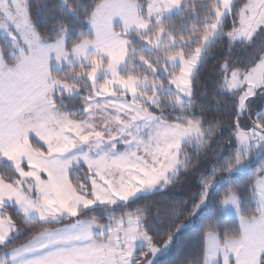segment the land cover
Listing matches in <instances>:
<instances>
[{"label": "snow or ice", "instance_id": "1", "mask_svg": "<svg viewBox=\"0 0 264 264\" xmlns=\"http://www.w3.org/2000/svg\"><path fill=\"white\" fill-rule=\"evenodd\" d=\"M171 3H177V0H171ZM171 3L165 2V6L171 7ZM234 4L235 0L224 3L223 12L216 13L221 23ZM131 8L135 14L137 5L133 4ZM154 10L159 12L160 8ZM124 19L127 27L128 18ZM139 26L143 28V22ZM211 27L215 29L218 25ZM261 32H264V0H246L238 9L237 22L224 35L232 44L241 40L250 44ZM0 37L10 43V56L30 54L29 60L37 61L45 72L48 70L49 46L54 37L50 35L47 40H41L35 31L30 0H0ZM207 37L214 38V33H206ZM99 39L97 30V44ZM59 44L57 57L72 54L62 51L67 47L66 41ZM106 53L107 49L97 48L101 59ZM75 54L82 55L80 46ZM4 55V49L0 47V59ZM28 62L25 61V65ZM194 64L198 66L195 56L191 60L185 59L184 66L171 82H190L182 78L194 74V69L188 67ZM25 65H21V71ZM92 68L95 65L89 62L84 71ZM102 72L107 79L96 91L95 81L100 79ZM89 83L94 86L95 96L102 99L115 93L118 82L100 67L94 78L89 77ZM222 84L230 92L240 91L231 131L233 143L229 153L219 157L223 163L214 162L208 177L205 179L203 173L199 177L200 190L188 214L199 217L209 200L219 194L222 187L217 180L219 174L225 173L229 182L234 175L244 176L259 164L256 178L249 177L246 181L250 200L255 201L256 210L261 214V219L249 231L264 237V108L257 110L255 118L247 124L241 123L245 113L253 115L250 101L257 95L264 96V57L242 74L229 70V75L222 77ZM53 91L54 85L44 83L42 74L35 80H5L0 76V158H6L11 168L10 173L0 174V264H160L159 257L178 242L186 225L177 224L157 243L158 237L149 228L145 209L130 206L145 197H163L170 183L167 169L163 166L149 169L134 164L130 157L136 153L117 154L116 145L107 152H99L103 135L92 131V125L86 121L72 119L71 113L59 111L55 96H49ZM135 91V88L131 89V93ZM33 135L44 144L47 152L33 146ZM166 135L162 133L161 137ZM94 150L98 153L96 156H93ZM144 150L148 151L147 148ZM81 160L90 173L91 191L83 184L80 185L83 191L78 190L70 178L69 168ZM229 201L235 203L236 196L227 195L224 204ZM97 204L124 209L120 215L109 216L108 223L99 232L94 230L95 217L91 220L82 217L85 210ZM159 212L160 205L157 204L154 215L158 216ZM61 218L70 223L62 224ZM21 220L28 225L55 223L59 227L32 235L25 232ZM22 232L29 238L17 245L15 241ZM138 239L143 243L137 245ZM247 257L248 248L243 238L222 243L218 233H207L202 264H246ZM197 264L201 262L197 261ZM257 264H264V251L260 252Z\"/></svg>", "mask_w": 264, "mask_h": 264}, {"label": "trees", "instance_id": "2", "mask_svg": "<svg viewBox=\"0 0 264 264\" xmlns=\"http://www.w3.org/2000/svg\"><path fill=\"white\" fill-rule=\"evenodd\" d=\"M102 0H30L32 21L34 28L43 40L51 35L54 41L59 40L65 31H69L66 50L84 38H92V31L87 29L88 20L91 18L96 6ZM142 15L148 11L150 0H138ZM246 0H235L234 7L224 17L219 33L206 45L198 66L191 79L192 92L189 100L178 104V90L174 89L171 82L175 74L180 71L181 64L171 65L168 58L172 54L183 53L192 55L201 45L203 36L210 28V22L215 20V8L219 0H180L179 9L152 18V26L146 30H134L128 34L129 53L125 64L120 68L123 76L135 75L146 79L153 85L162 88L158 91L159 99L153 103L141 101V105L159 113L161 119L167 122L185 123L188 120L199 121L202 126L204 139H191L184 141L181 146V168L172 177L167 192L163 197L156 195L142 198L130 207L145 209L150 230L153 232L157 243L161 242L164 234L175 228L179 223L186 225L179 234L180 239L170 248L168 253L159 257L160 264H202L203 252L207 245V233H218L221 241L228 238H237L242 235L240 218L234 215H225L222 203L224 198L231 194L239 198L240 214L251 217L257 215L254 200H250V189L246 186L249 177L253 180L260 165L257 164L244 176L234 175L229 182L228 176L221 173L217 180L222 184L219 194L214 195L202 210L199 217H193L188 211L199 192L198 179L204 174L206 179L210 174V165L214 162L223 163L219 157L227 155L233 143L232 125L236 116V103L240 91H228L222 84V77L229 75V70L244 71L258 62L264 52V33H257L252 43L241 40L230 43L224 35L238 20V9ZM71 9V11H69ZM163 33L160 34V31ZM159 40L158 46L152 43ZM0 47L4 49V60L8 65L18 63V57L9 55L11 45L6 38L0 37ZM90 55L87 62H72L61 66H53L51 74L54 78L69 83L78 88L71 93L56 91L54 93L56 106L72 114V119L84 120L87 118L86 104L93 91V84L89 83L92 72L84 71L85 65L93 60L100 61L107 72L109 60L104 57ZM226 65V67H222ZM107 77L104 72L98 82ZM143 90V89H142ZM123 93L121 89H117ZM153 94L150 87L144 89V94ZM129 96V95H126ZM249 107L253 115L248 113L241 118L242 124H247L254 119V113L264 108V96L257 95L250 101ZM33 146L44 149V144L36 137H32ZM10 162L0 158V174L10 173ZM70 178L77 189L83 184L84 188L91 191V183L87 178L90 174L85 165L80 164L70 171ZM172 175V172L170 173ZM244 181V182H242ZM160 205L159 215H154V208ZM97 204L82 213L85 220L95 217L100 222H108V217L113 213L120 215L123 208H111ZM134 210V209H133ZM10 211H12L10 209ZM25 232L32 235L45 229L57 228L59 225L25 224L20 221ZM62 224L70 223L61 218ZM29 237L21 233L15 241L17 245L25 243Z\"/></svg>", "mask_w": 264, "mask_h": 264}, {"label": "rangeland", "instance_id": "3", "mask_svg": "<svg viewBox=\"0 0 264 264\" xmlns=\"http://www.w3.org/2000/svg\"><path fill=\"white\" fill-rule=\"evenodd\" d=\"M9 2H11V0H9ZM165 2L171 3V0H150L148 11L146 14L142 15L138 0H102L96 6L91 18L88 20L87 29L92 31L94 36L92 38H84L77 42L71 50H69L72 53L71 55H63L61 57H57L56 55V49L60 46L59 42L66 41L70 35L69 31H65L59 40L53 42L52 45L49 46L50 51L47 60L48 70L46 72L37 61L29 60L30 54L25 55L24 53H21L17 56L18 63L14 66L8 65L4 58L0 59V76L5 80H8L9 78L35 80L38 74H42L44 83L54 85V91L49 93L50 97L53 96L56 91L71 93L78 91V88L54 78L51 74V68L53 66H61L72 62H87L90 59V55H95L96 58L99 56L97 54L98 47L101 51L107 49V53L105 54V57L109 60L107 72H109L118 82L117 87L115 88V93L113 95H105L104 98L98 99L93 92L90 96L92 99L89 100L85 106L88 113L87 118L81 121H86L88 124L92 125V131H97L103 135V146L99 150L101 153L109 151L112 145H116L117 154L121 152H135L137 153V156L147 155L148 153L145 152V148H147L148 152L151 154L156 151L161 154L162 152L160 149H164L165 151L163 153H168V158L164 160L165 169H167L166 175L169 182H171L173 178L172 176L178 172L182 165L180 158L182 143L191 139H204L201 123L195 120H188L185 123L164 121L161 119L158 112L145 108L139 101H137V98H141L142 102H155L159 99L158 91L162 88H159L148 80L141 79L135 75L123 76L119 71L128 58V34L134 30H146L152 26V18H157L163 14L171 13L179 9L180 0H177V3H171V7H166ZM231 2L232 0H219V5L215 8L216 18L214 21L210 22V28L206 33H214V37L219 33L221 22L216 13H222L224 10L223 4ZM133 4L137 5L135 14H133L131 8V5ZM156 7L160 8L159 12L154 10ZM125 17H127L129 21L127 27L125 25ZM140 22H143V28L139 26ZM213 24H217L218 27L213 29L211 27ZM97 30L100 33L98 44L96 42ZM162 33L163 30L160 31V34ZM212 39V37L206 38L205 34L201 45L197 48L200 50L199 52H197L196 49V51L190 56H186L183 53L172 54L169 56L168 62L171 65L180 63L182 68L185 59L191 60L195 56L196 61L199 63L206 45ZM41 40L43 39L41 38ZM158 45L159 40L152 43V46ZM77 46H80L82 49L81 56L75 54ZM62 51L69 52L66 48L62 49ZM261 57H264V52ZM25 61L29 62L25 65ZM93 63L95 64V68L92 69L89 76L92 78H94L96 69L103 67L101 60L97 62L93 60ZM21 65H25L23 71H21ZM188 67L195 70L196 65H189ZM235 71H238L241 74L244 72L241 70ZM182 79L184 81L190 80V82H181L178 84L173 83L174 89L178 90V98H176L178 104H182L184 101L189 100L192 92V76L189 77L185 75ZM100 83L101 82H98V80L95 81L96 91L99 90ZM147 87L152 88L154 93L151 95L147 93L144 94V89ZM132 88L136 89L134 93H131ZM117 89H121L123 93H119ZM125 100L128 102L125 103ZM56 108L59 111L64 112L57 106ZM162 133H167V135L162 138ZM33 136L36 137L35 135ZM130 138H132V141L134 142L130 141ZM122 140L125 142L123 143ZM97 154V151L94 150L93 156H96ZM161 155L163 156V154ZM146 159H148V157H146ZM131 161L132 163L137 164V161L132 159ZM179 163H181L180 166L178 165ZM80 164L85 165L83 160H81L79 164L74 163L69 168V173L71 169ZM169 165H171V167H168ZM171 172L172 175H170ZM89 175L90 174L87 175L88 180ZM116 175L119 176V173L117 172ZM235 196V203L229 201L228 204L225 205L223 201L222 207L226 216L234 215L240 218L242 235L237 238H229L226 241L240 240L243 238L244 244L248 248L246 264H257V258L260 252L264 251V237L251 233L249 229L261 219V214L259 212L257 215L251 217L242 216L240 214L239 198L237 195ZM105 223L96 220L94 230L99 232ZM136 243L139 245L143 243V241L138 239Z\"/></svg>", "mask_w": 264, "mask_h": 264}, {"label": "crops", "instance_id": "4", "mask_svg": "<svg viewBox=\"0 0 264 264\" xmlns=\"http://www.w3.org/2000/svg\"><path fill=\"white\" fill-rule=\"evenodd\" d=\"M125 103L128 102L127 100L124 101ZM130 141H132L133 139L130 138L129 139ZM122 142L124 143L125 141L122 140ZM134 142V141H132ZM119 144V143H118ZM146 152V151H145ZM147 155H138L137 156V153H136V156L133 157L131 156L130 158L134 161H137V165L141 166V167H146V168H152V167H155L157 169L161 168L162 166L165 168V164H164V160L166 158H168V153L165 154V153H161L163 154V156L161 154H159L158 151L154 152V153H150L147 151ZM146 157H148V159H146ZM137 175H141L139 172L136 173ZM219 236V235H218ZM99 238V237H98ZM220 239V237H219ZM229 239V238H228ZM221 240V239H220ZM227 240V239H226ZM225 240V241H226ZM225 241H221L222 243L225 242Z\"/></svg>", "mask_w": 264, "mask_h": 264}]
</instances>
